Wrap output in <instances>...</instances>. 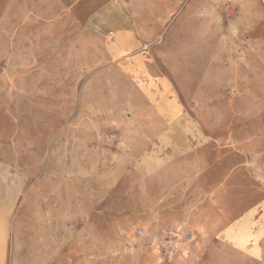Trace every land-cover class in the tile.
Here are the masks:
<instances>
[{
  "label": "rangeland",
  "instance_id": "1",
  "mask_svg": "<svg viewBox=\"0 0 264 264\" xmlns=\"http://www.w3.org/2000/svg\"><path fill=\"white\" fill-rule=\"evenodd\" d=\"M263 200L264 0H0V264H264L223 235Z\"/></svg>",
  "mask_w": 264,
  "mask_h": 264
},
{
  "label": "crops",
  "instance_id": "2",
  "mask_svg": "<svg viewBox=\"0 0 264 264\" xmlns=\"http://www.w3.org/2000/svg\"><path fill=\"white\" fill-rule=\"evenodd\" d=\"M171 46L172 44H169L163 48L164 52L160 50V53H157L159 54L157 56L159 60L157 61L155 58L157 63L162 62L164 65H169V62L171 63V60L177 56L175 54L180 53V55H182V51L180 50H176L174 54L171 53V51H173ZM140 47L141 46L139 45L137 50L142 48ZM169 49L171 50L169 51ZM183 53L185 54L184 51ZM129 54H134V56L127 60H132L133 64L132 67H129L128 73L130 75L143 77L147 81L146 85H144L142 89L143 97L146 99V106L144 108H147V115H150L154 118L153 122L174 123L180 121L185 115V106L183 108V104L179 96V98H177L176 95H173L174 90L171 86V82L166 80L161 81L159 78L153 77L151 71L145 65L147 56L144 54V52L139 51L136 53L135 51V53L131 52L124 55V57L128 56ZM177 72L179 71L175 70L172 72V74L179 83V88L184 93V100L195 97L193 94L188 93L189 84L194 73L186 72V74L182 75ZM166 87H170L168 92L166 91ZM176 94L178 95L177 90ZM223 235L228 237L227 239L230 240L232 244H238V248L243 247L245 250H248L251 244L253 246V249L251 250L254 251L256 250L254 249V246L257 245L258 250L256 252L258 255H256V257H259V251H261V246L259 243L264 240V200L260 202L258 208L250 211L240 220L229 225V227L224 230ZM0 243L2 244V241ZM239 245L241 246L239 247Z\"/></svg>",
  "mask_w": 264,
  "mask_h": 264
}]
</instances>
